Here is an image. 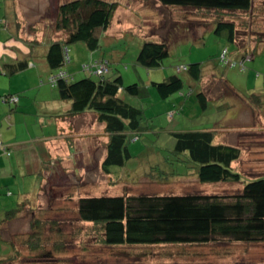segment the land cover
<instances>
[{"label":"rangeland","instance_id":"rangeland-1","mask_svg":"<svg viewBox=\"0 0 264 264\" xmlns=\"http://www.w3.org/2000/svg\"><path fill=\"white\" fill-rule=\"evenodd\" d=\"M65 1L34 0L35 7H30V22L27 24L32 23L30 26L39 28L38 32L46 31L53 40L61 38L63 35L52 33V28L58 8ZM29 2L32 3V0ZM120 2L122 9L116 14L112 26L100 34L101 48L96 51V55L111 62L108 77L121 75L124 86L138 83L149 90L148 95L142 98L127 97L130 104L144 109L148 131H144L137 141L129 144L133 158L124 168L113 167L111 175L104 174L100 166L104 157L103 142L107 136L102 124L98 130L94 129L96 136L80 138L82 150L78 148L73 161L66 159L59 163L57 158L53 168L46 170L55 173L51 178L48 174L49 188L45 198L38 200L36 207V216L45 220L46 226L43 229L31 228V215L26 211L21 219H16L8 227L13 232L12 236L17 238L20 235L14 244L21 252L13 264H264V245L247 247L244 244L211 243L205 246L108 247L100 241L99 230L79 221L77 201L82 196L194 192L229 194L242 190L243 185L240 183H201L197 179L196 168L184 162V156L174 154V131L222 128L228 108L221 106V101H209V108L203 111L197 99L198 92L187 99L182 93H176L172 98L163 100L152 87L153 82L160 83L175 74L185 81V93L189 92L191 85L196 90L197 83L190 80L186 71L177 72V68L200 63L204 78L199 86L205 88L209 98L227 91L224 83L214 81L212 74L223 75L242 95H264V43L259 46L253 58L244 59V68H241L239 62L243 56L238 52L236 44L231 43L225 34L218 35L213 31L215 13L165 7L155 0ZM223 19L236 21L240 31V46H254L264 32V0H255L254 8L248 13H223ZM172 27H176L174 39L178 37L179 41L171 46L170 55L162 66L149 70L139 65L137 58L144 41H160ZM196 34L202 35L198 41L192 38ZM69 49L72 63L65 66L63 70L66 72L76 64L80 69L91 53L82 42L69 45ZM228 62L236 64L230 66ZM80 74L74 80L86 76L83 71ZM18 82L16 79L13 89L23 86ZM8 83L9 79L5 84ZM46 86L50 94H58L57 88L48 84ZM17 94L23 96V93ZM29 97V101H35L34 96ZM33 105L37 107L38 104ZM91 121L92 117H89L88 123ZM38 133L42 135L38 128L30 125L29 128L19 129L21 138L32 139ZM239 141L246 155L242 166H239L241 163L237 165L241 172L248 179L264 174V163L257 160L264 158V153L259 152V148L264 147V130L248 138L240 137ZM159 172L169 175L164 176ZM44 179L43 175L37 173L30 177L17 176L10 182L14 189L25 191L28 188L27 197L36 202L39 189L45 183ZM17 193L15 199L19 198ZM4 204L0 202V208ZM14 247L13 243L4 241L0 236V250L4 251L2 258L13 255Z\"/></svg>","mask_w":264,"mask_h":264},{"label":"trees","instance_id":"trees-1","mask_svg":"<svg viewBox=\"0 0 264 264\" xmlns=\"http://www.w3.org/2000/svg\"><path fill=\"white\" fill-rule=\"evenodd\" d=\"M155 1L165 7L192 9L205 14L215 13L214 33L225 34L231 43L236 44L238 52L243 56L242 60L248 56L253 58L259 46L264 43L262 32L263 36L255 41L254 46H240V31L236 21L223 19V13L250 12L254 8L255 0ZM120 6V0H67L60 4L52 33L63 36L56 40L51 39L46 59L54 73L49 78L66 72L63 69L72 63V58L69 64L65 61V49L70 52L69 45L82 42L90 52L101 48L100 34L109 30ZM176 31V27H172L160 41L145 40L137 58L139 65L149 70L160 68L169 57L171 46L179 41L178 37L174 39ZM192 38L198 41L202 35L196 34ZM93 60L102 61L108 72L98 76L83 71L82 67L86 76L79 80H74L73 75L66 72L64 77H56L55 87L48 80L47 83L57 88L61 100L71 103L65 117L92 112L97 121L104 125L107 140L104 143L106 156L102 171L111 175L113 167L124 168L133 158L129 144L137 141L144 131H148L144 109L130 104L127 97L142 98L148 95L149 90L138 83L124 86L121 75L108 77L111 62L105 57L99 55ZM28 65L26 62L5 65L4 70L6 74L13 75ZM178 68L177 72L186 71L190 80L197 83V91L191 85L189 92L185 93V81L175 74L160 83L153 82L152 87L163 100L172 98L176 93L187 96L198 92V102L205 111L209 95L205 88L199 86L204 78L202 66L200 63H193L182 66L181 70ZM213 79L215 82L224 83L227 91L223 95L237 94L223 75L213 74ZM11 96L20 100L18 94H7L0 99H9ZM248 98L253 108H264V98L261 95L252 94ZM18 102L7 101L5 104L15 106ZM172 136L175 140L174 154L184 156V162L196 168L195 173L201 183H240L243 185L242 190L229 194L194 192L82 196L77 201L79 221L91 224L99 230L100 241L108 247L205 246L211 243L264 245V174L248 179L243 172L233 167V163L241 157L242 146L216 143V133L209 130L173 132ZM55 163V160L52 163L46 160L44 166L47 169L53 168ZM53 173L55 172H39L44 176L45 183L39 189L36 202L26 196L15 208L5 212L1 222V237L4 241L13 243L15 250L13 255L0 257V264H13L20 256L21 251L14 244L20 235L17 238L12 236L13 232L8 228L13 221L21 219V215L29 211L31 228L43 229L46 226L47 222L36 216V207L38 200L45 198L49 188L48 174L51 178ZM159 173L169 175L166 172Z\"/></svg>","mask_w":264,"mask_h":264},{"label":"crops","instance_id":"crops-1","mask_svg":"<svg viewBox=\"0 0 264 264\" xmlns=\"http://www.w3.org/2000/svg\"><path fill=\"white\" fill-rule=\"evenodd\" d=\"M30 7H35L34 0L32 3L29 0H0V83L2 84L0 94L23 93L15 106L3 105L0 102V145L6 146L10 152L8 156L0 149V202L5 203L0 208V236L2 234L1 222L5 212L15 208V205H18L27 196L29 190L28 188H25V191L14 189L10 181L16 179L17 176L30 177L39 172L51 170V167L45 168L46 160L59 158L61 161H66V159L73 161V155L76 154L78 148L82 150L80 138L96 136L94 129L98 130V127L101 126L92 112L65 117L71 103L62 102L63 100L59 98L56 92L50 94L46 85L48 78L54 71L49 67L46 55L51 38L46 31L38 32L39 28L30 26L33 25L32 23L27 24L30 22L28 19V17L30 18ZM120 9L122 6L119 7L116 14ZM98 56L96 52H91L87 56L88 61L83 63L80 69L79 65L76 64L67 72L73 77L80 76L82 67ZM21 62L28 63V67L13 75L6 74L5 65L9 66ZM7 79H9V83L6 85ZM16 79L23 86L13 89ZM25 95L26 98H24ZM30 95L34 96L35 101H29ZM259 95L264 98V95ZM182 96L185 99L190 97V95L184 94ZM209 101H221V106L228 108L224 118L225 125L222 128L198 129L214 131L216 143L236 146L241 142L239 141L240 137L248 138L249 135L264 130V108H253L249 104L247 96L239 92L232 96L215 94L209 98ZM33 104L38 105L35 107ZM89 117H92L90 123H88ZM29 125L38 128L42 135L38 133L32 139L21 138L19 135L20 127L29 128ZM103 148L104 157L100 163L101 170L106 156V149ZM259 152L264 153V147L259 148ZM245 156V150L242 147L240 159L233 163V167L240 172L241 169L237 165L241 163L239 166H242L246 161ZM257 160L264 163V158ZM15 190L19 195V198L16 199L14 197ZM21 192L23 194H19ZM3 252L0 250V257Z\"/></svg>","mask_w":264,"mask_h":264},{"label":"built area","instance_id":"built-area-1","mask_svg":"<svg viewBox=\"0 0 264 264\" xmlns=\"http://www.w3.org/2000/svg\"><path fill=\"white\" fill-rule=\"evenodd\" d=\"M224 56L225 55H223V59H225ZM65 61H66L67 64L71 63V55H70V52H69V50L67 48L65 49ZM244 62H245L244 60L240 61L241 68H244V65H243ZM227 64L230 65V66H235L236 63L228 62ZM178 70H181V67L178 68ZM83 71L88 72L90 74H95V75L100 76V75L106 74L108 72V69H107L106 65L102 61L93 60L90 63H87V64H85L83 66ZM64 76H66V72H60L58 75L48 79L49 84H51L52 86L55 87L56 86V83H55L56 77L57 78L58 77L61 78V77H64ZM18 100L19 99L16 96H11L9 99H5V98L1 99L3 104H5L7 101H9L10 103L18 102ZM170 115L173 116V114H170ZM0 149L5 154H7L8 156L10 155V152L7 150V147L4 146L3 144L0 145Z\"/></svg>","mask_w":264,"mask_h":264}]
</instances>
